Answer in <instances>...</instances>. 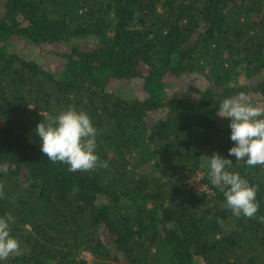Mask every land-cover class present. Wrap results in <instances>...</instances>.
<instances>
[{"label": "trees", "instance_id": "trees-1", "mask_svg": "<svg viewBox=\"0 0 264 264\" xmlns=\"http://www.w3.org/2000/svg\"><path fill=\"white\" fill-rule=\"evenodd\" d=\"M0 6V216L21 242L4 264H264V222L233 216L207 175L234 144L221 101L264 107V0ZM69 107L91 116L107 167L41 152L37 124ZM229 158L264 216V165Z\"/></svg>", "mask_w": 264, "mask_h": 264}, {"label": "clouds", "instance_id": "clouds-1", "mask_svg": "<svg viewBox=\"0 0 264 264\" xmlns=\"http://www.w3.org/2000/svg\"><path fill=\"white\" fill-rule=\"evenodd\" d=\"M35 105L28 104L29 109ZM42 115V113H41ZM229 120L230 139L234 142L228 156L214 153L208 157L207 175L212 185L224 195L226 207L233 216L258 218L257 186L250 184L239 172L231 170L233 160H243L250 167L264 165V107L253 104L246 94L225 97L217 111ZM35 134L40 138L41 152L53 162H62L70 171H87L97 166L107 167L96 154L98 130L91 116L83 110L69 107L49 115L37 124ZM15 217L10 213L0 216V264L19 254L21 242L11 234Z\"/></svg>", "mask_w": 264, "mask_h": 264}, {"label": "rangeland", "instance_id": "rangeland-1", "mask_svg": "<svg viewBox=\"0 0 264 264\" xmlns=\"http://www.w3.org/2000/svg\"><path fill=\"white\" fill-rule=\"evenodd\" d=\"M3 8L0 6V11L2 10ZM24 49H26L27 50V52L30 54V56L32 57V58H37V59H41L42 58V55H41V52H40V50H37V49H35L34 47H32V46H27V47H25ZM44 52L45 51H42V54H44ZM41 60H44V64H45V66H47V67H55L56 66V64H57V60L53 57V56H51L49 53L47 54V55H45V56H43V58L41 59ZM180 85H182V90L184 89V87H183V85H187V83L186 84H184V83H179ZM175 87H177V85L175 86ZM189 183H190V185H193V186H195V187H198V188H203V186L201 185V183L198 181V179L197 178H192L191 180H189ZM204 189V188H203ZM81 257H83L86 261H87V263L88 264H91V262H92V256L89 254V253H87V252H83V253H81Z\"/></svg>", "mask_w": 264, "mask_h": 264}]
</instances>
